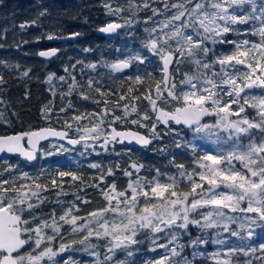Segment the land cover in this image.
<instances>
[{
  "label": "snow or ice",
  "instance_id": "snow-or-ice-1",
  "mask_svg": "<svg viewBox=\"0 0 264 264\" xmlns=\"http://www.w3.org/2000/svg\"><path fill=\"white\" fill-rule=\"evenodd\" d=\"M158 2L163 4V13L152 7L148 0H144L142 4V9H150L153 16L163 14L165 17L159 21L157 26L145 28L148 39L144 42V47L154 56L159 57L161 61L159 70L162 76L160 80L155 81V98L152 96L153 88L149 86L143 97L133 96L132 100L139 101L141 98L147 100L151 110L158 113L156 122L164 125L183 124L188 128H193L197 133L208 128H222L228 131L227 139L233 142L232 148L226 154H204L198 157L196 163L199 170L193 169L189 172L185 165L176 164L178 176H168L167 182H162L159 178L148 180L139 177L130 179L124 190H118L113 182L107 188L100 189L106 201L105 207L91 211L88 217L75 215L74 212L80 209L72 204L58 218L53 210L50 220H40L33 209L38 208L46 198H41L36 191L32 190L31 185H17L14 181L7 179L0 181V264H62L56 260V257L69 250L71 244L61 242L58 248H54L53 245L58 237L63 239L64 225L71 226L70 230L73 233L88 229L87 234L79 241L80 244H84L93 236L97 239L108 240V252L113 254L105 257L109 261L113 260L116 249L127 248L129 245L139 243L135 237L142 230L155 234L174 228L188 230L190 225L207 229L223 223L227 231L230 224L237 223L240 219L228 215V212L256 214L254 217L248 215L243 217L250 225L247 229V239L254 236L256 228H264V92L260 95L251 92L254 88L264 90V0L260 3L257 0H158ZM106 7L109 8L110 13L123 11V9H112L111 5H106ZM130 9L141 10V6L133 4L130 5ZM168 12H172V15L168 16ZM148 19L151 20V17ZM145 23L148 21L146 20ZM236 25H250V31L244 29L243 34L257 36L259 40L253 42L248 39L240 41L227 39L228 34L240 35L242 33L240 28L235 27ZM122 27L124 25L119 23H109L99 31L113 33ZM78 35L79 33L74 34V36ZM47 39L53 40L55 37L49 35ZM206 42L212 45L231 44L234 47L230 52L216 54ZM210 52L213 53L211 60L209 59ZM56 54L55 49L39 53L43 57ZM145 59L146 57L137 54L130 59L112 63L109 67L119 72L129 68L133 60H138L143 64ZM181 63L192 64L194 71L184 73V79L180 81V84L187 86V90L177 93L175 77L170 69L175 65V70H178ZM88 67L95 70L97 65L90 64ZM23 75L27 76L28 72H24ZM52 79V76L48 77L49 82ZM59 79L64 81L65 77ZM70 79L72 83L66 93L69 96L77 87L75 76L70 74ZM135 82L141 83L142 78L137 76ZM2 83L4 80L0 76V84ZM87 83L91 89L93 81L89 79ZM94 90L101 96L109 94L99 87ZM132 92L133 89L129 88L128 93ZM81 95L84 100L89 99L88 95L83 93ZM225 97L228 99L225 100ZM118 99L125 100L127 97L122 94ZM161 100L165 103L175 101L178 106L173 111H165L159 107L158 102ZM95 103L99 104L100 101L97 100ZM103 103L105 108L100 113H82L72 117L74 121L84 119L91 121L94 116H99V119L93 121L92 127L78 126L76 130L83 132L84 135L79 139L69 138V144H79L81 140L87 139H103L101 147L104 148L111 142L122 144L125 140L129 143L135 141L147 146L152 139H162L156 131V122L150 128L151 138L130 131L119 132L115 128H111L109 134L103 127L105 123L111 126L117 121L126 122L127 118L135 113L138 118L130 122L145 127L142 121L149 120L151 117L147 112L141 115L133 103L121 108L122 115H115L112 111V119L106 120L105 118L110 114L107 108L109 101L104 100ZM113 103L120 107L118 102ZM68 107H73L71 101H68ZM248 108L254 110V116L247 112ZM49 111V107L45 106V112ZM60 111L64 112L67 109L62 107ZM205 116L217 117L216 123L214 125L202 124L201 121ZM65 124L69 128L72 127L67 121ZM253 130H256L259 136ZM171 131L169 127V132ZM48 136L64 139L67 133L45 128L39 132L0 137V153H19L27 160H34L38 142ZM242 136L248 138V142L243 145L240 143ZM25 137H27L29 148H25L22 143ZM175 146L180 148L182 145L177 142ZM236 163H239V168L236 167ZM89 166L100 167L97 163ZM131 167L139 173L143 165L133 163ZM23 175L28 178L27 173ZM58 175L71 176L73 181L79 179L71 172H59ZM106 175L113 176V170L107 169ZM124 175L131 178L133 172L124 170ZM160 175L162 174L157 170V177ZM104 180L105 176L102 174L99 177V183L92 186L99 188ZM182 180L189 182V191L179 190ZM51 183L57 184L56 180H52ZM33 184L36 189L48 190L46 185H41L36 181H33ZM205 184L209 187L205 188ZM4 185H9V187L5 188ZM221 189L229 191L225 192ZM60 194L62 193H58ZM33 198L38 203H32ZM78 199L81 198L78 197ZM82 202L90 203L88 200H82ZM57 203H62V201L58 200ZM202 209L208 210L201 211ZM26 212L29 213L27 217ZM196 213L200 218L194 215ZM35 220H39V223L33 224ZM81 220L87 222L78 224ZM91 225H96V227H90ZM240 228L243 230L245 224L240 223ZM231 235L240 236V233L232 230ZM170 237L169 242H175L178 233L172 232ZM240 239L244 240L245 237L240 236ZM215 242L225 243L224 240ZM71 243L74 244L76 241ZM200 243H207V241H202L199 237L191 241L193 248ZM160 247L167 249L168 245L164 244ZM179 247L182 250L184 245H179ZM170 251L171 256L165 255L161 260L154 261L152 264H193V261L187 257L173 261L172 257H181V251H177L175 247ZM258 251L264 253V242L254 247L248 245L230 247L226 253V259H217L219 253L214 254L213 259L216 260V264H240V261H234L232 257L241 253L249 256ZM93 255L97 257L96 264H103L99 259V253H93ZM128 255L131 256L132 253L129 252ZM192 255L195 258L202 253L194 251ZM258 259H260V264H264V255ZM114 264H125V262L114 261ZM244 264H252V261L247 260Z\"/></svg>",
  "mask_w": 264,
  "mask_h": 264
},
{
  "label": "trees",
  "instance_id": "trees-1",
  "mask_svg": "<svg viewBox=\"0 0 264 264\" xmlns=\"http://www.w3.org/2000/svg\"><path fill=\"white\" fill-rule=\"evenodd\" d=\"M112 0H0V76L3 77L4 83L0 84V136L10 135L24 131H33L44 127H52L56 129L67 130L71 136L75 132L77 123L72 119L75 115L82 113H100L105 108L104 100H108L107 108L110 114L105 118L111 120V112L116 108L118 102L122 108L124 105L137 106L138 112L142 115L143 111L153 115L147 100L141 98L139 101H133V96H141L152 86L153 92L155 81L161 79L160 63L151 69V63L139 64L125 72L113 74L112 72H104L97 67V71L89 68L90 64H97L98 58L94 53H98L107 42L114 37L103 36L99 29L105 26L106 22L111 19L107 15L106 5ZM261 2V1H260ZM247 7V6H246ZM43 13V14H42ZM21 25H26L21 27ZM79 33V38L65 40L56 46L61 49L60 54L51 61H41L37 58L40 50L52 47V40H48L47 36L52 35L55 38L66 37ZM67 69V71H66ZM28 72L24 76V72ZM190 73V72H189ZM70 74L75 76L77 87L72 94L66 95L69 85L72 83ZM150 74V75H146ZM53 79L49 82L48 77ZM142 78L141 83H136V77ZM65 77L64 81L59 78ZM93 81V87H88V80ZM99 87L102 91L109 93L101 96L95 92V88ZM132 88L133 92L128 93V89ZM152 92V95H153ZM55 93V95H53ZM89 96L88 100H84L82 95ZM125 95L127 99L119 100L120 95ZM100 101L99 104L95 101ZM68 101H71L73 107H68ZM45 106L50 111L45 112ZM67 111L61 112V108ZM115 115H121L122 111H116ZM137 114H131L126 122L117 121L111 126L117 129H134L137 130V124L130 121L135 119ZM99 119V116L92 117V120L84 119L81 124L83 126L92 127L93 121ZM67 121L72 125L71 128L65 124ZM105 128L110 126L105 123ZM151 128V125H150ZM149 128V130H150ZM162 128L157 124L156 130ZM144 133L143 130H139ZM146 134V133H145ZM147 135H151L148 133ZM171 141V140H170ZM164 139V143H156L153 141L148 148L131 147L128 145H120L118 143H109L115 145V151L121 155V160L115 161L111 158V168L114 175L107 176L99 168H92L89 164H93L94 160L80 163L78 167L73 165L55 163L53 167L43 165L40 169L36 168V164H26L20 157H10L1 160L0 164V181L5 179L14 181L17 185L28 184L32 186V190L36 191L39 196H45L46 201L42 203L45 209L52 211V206L61 200L58 193L70 191L73 196L77 193L81 199H92L99 197L100 187L107 188L109 184L115 183L119 190L127 188L128 180L144 177L148 180L157 178V170L163 176L175 175L176 164H186V169H191V159L175 158L174 161L163 153L164 147L170 142ZM45 144L44 146H46ZM155 149V152H153ZM156 149L159 152H156ZM117 154V155H118ZM104 163V159H102ZM96 163V162H95ZM135 163L143 165L139 173L131 167ZM98 164V163H97ZM21 166L34 169V172L28 173V178L23 177ZM124 170L133 172L131 178L124 175ZM59 172H71L76 174L79 179L73 181L71 176L61 177ZM105 176L104 183H100V187L92 185L99 183V177ZM52 180H56L57 184L53 185ZM33 181L41 185L47 186V191L36 189ZM5 188L9 185H4ZM27 191V189H24ZM44 192H46L44 194ZM57 193V195H56ZM57 200V201H56ZM56 201V202H55ZM42 207V208H43ZM48 211V212H50ZM58 213V212H56ZM48 217H50L48 215ZM141 234L139 243L132 245L140 251L141 263L145 257L151 260L152 264L155 260L152 246L147 244L152 234ZM92 244L100 245V259L103 264H109L105 259V247L101 239L94 236L89 239ZM147 252V253H146ZM150 252L152 255L149 256ZM160 255L163 253L159 251ZM170 254V253H169ZM166 255V254H165ZM204 264H212L210 261H200Z\"/></svg>",
  "mask_w": 264,
  "mask_h": 264
},
{
  "label": "rangeland",
  "instance_id": "rangeland-1",
  "mask_svg": "<svg viewBox=\"0 0 264 264\" xmlns=\"http://www.w3.org/2000/svg\"><path fill=\"white\" fill-rule=\"evenodd\" d=\"M261 0H257L258 3H260ZM144 0H112L111 3L108 2L107 5H111L112 9H123V11H120L118 13H110V10L108 7H106L107 15L111 17L109 21L106 22L105 26H107L109 23H119L124 25L122 31L114 36L113 39H111L109 42H107L104 46H102L101 49H99L98 53H94L96 57L98 58L97 67H100L102 70L100 71L101 74H104V72H112L113 74L120 73L121 71H113L109 67L112 63L119 62L121 60L130 59L137 54H139L141 57H146L145 62L143 64L151 63V69L153 71V68L160 63L159 57L154 56L151 52L148 51L147 48L144 47V42L148 39V33L145 31V28H152L154 26H157L159 21L163 20L165 17L163 14L155 15L153 16L150 9H142V4ZM148 2L151 4L152 7L157 8L160 10L161 13L164 11V7L162 3L153 2V0H148ZM140 5L141 10H135L130 9V5ZM135 12V14H134ZM168 16L172 15V12L167 13ZM151 17V20L148 18ZM148 21V23H145V21ZM131 21V23H129ZM256 23V22H252ZM235 27H238L242 30V33L240 35H237L236 33L228 34L227 39L230 40H243L248 39L253 42H257L259 40V37L252 36L250 34L244 35L243 30L249 29L250 31V25H236ZM207 46L209 48H212L215 50L216 54H222L230 52L233 49V45L231 44H216L212 45L210 42H206ZM213 58V53H209V59L211 60ZM141 64L138 60H133L131 63V66L129 69L134 68ZM102 65H108V66H102ZM218 67V66H217ZM171 72L175 77V81L177 84L176 91L177 93H180L181 91L187 90V86L181 85L180 81L184 79V73H192L194 71V66L190 63H181L179 65V69L175 70V65H173V68H171ZM97 68L93 70V72H96ZM162 74V73H161ZM163 87V85H161ZM251 92L255 95H260L264 90H261L259 88H254L251 90ZM155 91L153 92V98H155ZM166 95V93H165ZM228 98L225 97V100ZM159 106L167 111H173L175 107L178 106V104L175 101H170L169 103H165L163 100L159 101ZM150 106V105H149ZM233 107H236L233 105ZM151 108V107H150ZM121 111V107L114 108V112ZM148 111H143L142 115ZM247 112L250 115H255V112L253 109L248 108ZM122 115V114H121ZM149 115V114H148ZM76 116V115H75ZM151 119L142 121L145 127L137 126V131L143 130L144 134L150 133L152 137V133L149 130L150 125H152L154 122H156L155 119V112H153V115H149ZM138 117H135L137 119ZM232 119H236V117H232ZM217 121V118L208 120L206 122H203L202 124H210L214 125ZM83 121H75L78 126H83L85 124H81ZM93 124V122L91 123ZM158 124V122H156ZM105 128V126H103ZM169 127H171L172 131L169 132ZM77 129V127H75ZM75 129L74 134H72V137L75 139H79L81 136L84 135L83 132H78ZM107 129L108 133L109 128ZM161 130H156L162 139H154L156 143L163 144L164 139L166 141H170L166 147H164L163 154L170 157L173 161L175 158H181L183 161L185 159L190 158L191 159V169L189 172H191L193 169H197V159L200 156H203L204 154L209 155H221L226 154L233 146V142L229 141L227 139L229 133L228 131L222 129V128H208L204 131H201L199 133L195 132L192 129L186 130L182 127H176L174 124H171L170 126H167L165 128H160ZM256 132V130H253ZM256 135L259 136V133L256 132ZM179 142L182 146L180 148H177L175 145ZM248 142L247 137H241L240 143L246 144ZM103 143V139L101 140H93V139H87V140H81L80 147L77 150H73L71 147L61 143V142H49L46 146H43L41 149V152L39 154V158L37 162L35 163L37 166L34 169H40L45 165L48 167H53L55 163H63L68 165H73L74 167H78L80 163L87 162L90 159H97L94 160V163H98L101 166V171L107 173V169L111 168V158H114L115 161L121 160L119 152L113 150L115 149V145H107L106 148L101 147V144ZM87 145V146H86ZM153 152H155V149H153ZM156 152H159L156 149ZM118 154V155H117ZM102 159H104V163H102ZM6 160V159H5ZM90 165V164H89ZM185 168H186V164ZM0 164V168H1ZM236 167L239 168V163H236ZM34 169H30L25 166H21L20 170H22V174L24 173H32L34 172ZM112 169V168H111ZM113 170V169H112ZM177 173L175 174L178 176V169L176 168ZM171 176V175H168ZM157 177L162 182H167V177ZM24 177V175H23ZM128 177V176H127ZM198 179V178H197ZM129 183V180H128ZM110 185V184H109ZM209 186L205 184V188H208ZM103 187H100L102 189ZM118 189V187H117ZM126 189V188H125ZM119 190V189H118ZM179 190L182 191H189V182L186 180H182L180 183ZM225 192L229 191L228 189H221ZM34 191V190H33ZM199 191V190H198ZM46 192H44L45 194ZM14 195V194H13ZM57 195V193H56ZM90 199H78L77 193H75V196L71 194L70 191H64V193L60 194L59 197L61 198L62 203H56L52 206V211L45 209L40 203L38 208L33 209V211L37 214L40 220H50L51 214L53 210L55 211L56 217L58 218L60 215L63 214L64 210L70 207L72 204H75L79 207L80 211L74 212L75 215L81 216V217H88V214L91 211H95L98 209H102L106 205V201L104 200L101 193L99 194V197H95ZM41 198H46L45 196H41ZM82 200H88L90 203H83ZM46 199H44L43 202H45ZM57 201V200H56ZM55 201V202H56ZM32 203H38V201L33 198ZM246 206V205H245ZM43 207V208H42ZM208 209H202L201 211H207ZM50 211V212H48ZM227 211V210H226ZM58 212V213H56ZM228 215L239 217L237 223H232L229 225V230H225L223 227V223H221L217 227L213 228H199L194 225H190L188 230L183 229H168L165 232L161 233H153V236L149 237L147 244L149 246H152L153 255H155V261L161 260L165 254L168 256H171L170 249L175 247L177 248V251H181V257H172L173 261L181 260L182 257H187V259L192 260L193 264H202L200 261H210L212 264H216V260L213 259L214 254L219 253V257L217 259H226V253H228V250L230 247H241L244 245L248 246H258L261 242H264V228H256L255 234L251 239H247V229L250 227L248 225V222L243 219V217L246 214H241L239 212L237 213H231L228 212ZM48 215L50 217H48ZM199 217V214H194ZM25 216H29V213H25ZM250 216V215H248ZM255 215H253L254 217ZM215 219V217H214ZM86 220L78 221V224H84L86 223ZM39 223V220L33 221V224ZM240 223L245 224V228L242 230L240 228ZM90 227L95 228L96 225H91ZM71 226L64 225L62 228V236L57 238V241L53 245L54 248H58L59 243L63 242L65 244H71V247L69 250L65 251L64 253H61L59 256L56 257L57 261L67 262V264H96L97 257L93 255V253H99V259H100V245L92 244L91 241L87 240L84 242V244H80L79 241L87 234L88 229H84L81 232H71ZM235 230L240 233V236L245 237L244 240L240 239V236H232L231 231ZM50 232V230H49ZM175 232L178 233V237L175 240V242L170 243V233ZM150 235L152 234L151 231L148 230H142L135 239H140L142 236L141 234ZM144 235V236H145ZM148 235V236H149ZM200 238L202 241L206 240L207 243H200L196 248H193L191 245V241L195 240L196 238ZM102 244L105 247L106 253L105 257L109 255H113L112 253L108 252V246L109 242L106 239H101ZM218 240H224V244L216 243L215 241ZM72 241H76V243L72 244ZM167 244L168 248H162L160 245ZM92 245H95V247H92ZM179 245H184L183 249L179 247ZM85 248H87V251H85ZM144 248L143 245L138 247V250L134 249L132 245H129L127 248H120L115 250V255L113 256V260L109 261V264H114V261H124L125 264H139L141 263V257L139 256L140 251ZM159 251L163 253V256L158 257L160 255ZM199 252L202 253V255H199L195 258H193L192 253L193 252ZM131 252L132 255L129 256L128 253ZM147 253V252H146ZM170 253V254H169ZM152 255V252H150L149 256ZM264 255V253L257 252L255 254H251L249 256H244L242 253L238 256L232 257L234 261H240V264H244L245 261L251 260L252 264H260V259L258 257ZM101 260V259H100ZM144 262L151 263L150 259H147L145 257ZM204 264V263H203Z\"/></svg>",
  "mask_w": 264,
  "mask_h": 264
},
{
  "label": "water",
  "instance_id": "water-1",
  "mask_svg": "<svg viewBox=\"0 0 264 264\" xmlns=\"http://www.w3.org/2000/svg\"><path fill=\"white\" fill-rule=\"evenodd\" d=\"M25 26H26V25H25ZM103 27H105V26H103ZM122 29H123V27L120 28V29H118V30H116V31L113 32V33H103V32H100V33H101L103 36H116L117 34H119V33L122 31ZM79 36H80V34H79L78 36L70 35V36H66V37H59V38L53 39V40H52V44H53L54 46H52V47H50V48H46V49H42V50H40V51L38 52V54H37V58H38L39 60H41V61H51V60L55 59V58L60 54V52H61L60 48H58L57 46H55L56 44L61 43V42L65 41V40H72V39H75V38H79ZM53 49L57 50V54H56L55 56H51V57H43V56H40V55H39V53H40L41 51H50V50H53ZM129 68H130V67H129ZM129 68L123 69L122 71H126V70H128ZM170 71H171V69H170ZM252 90H253V89H252ZM159 107H160V106H159ZM164 110H165V109H164ZM165 111H167V110H165ZM157 114H158V113H155V119H156ZM215 118H217V117H215V116H205V117H203L201 123H202V122H205V121H207V120H210V119H215ZM160 124H161L162 126H166V125H164V124H162V123H160ZM175 125H176V124H175ZM176 126H181V127H185L186 129H191V128H188L186 125H183V124H181V125H176ZM45 128H50V127H44V128H40V129H37V130L29 131V132H39V131H41L42 129H45ZM111 128H115L116 131H119V132H129V131H130V132L138 133V134H140V135H142V136H145V137L151 138V137L145 135L144 133H142V132H140V131H136V130H133V129L121 130V129H117V128L114 127V126H110V127H109V131H110L109 134L111 133ZM52 129H54V130H56V131H60V132H66V133H67V137L64 138V139H61V138L56 137V136H48L46 139L40 140V141L38 142V145H37V151L35 152L36 159H34V160H27V159H25L23 156H21L19 153H7V152H5V153H0V160H2V159H6V158H9V157L20 156V158H21L23 161H25L26 163H28V164H33V163H35V162L37 161V159H38V155H39V153H40V151H41L42 146H43L44 144H46L47 142H50V141H58V142H62V143H64L65 145L71 147V148L74 149V150L79 149V147H80V143H79V144H75V145H73V144H69V143H68V139H69V138H71V139H75V138H72V137L70 136V133H69L68 131H66V130H64V129H56V128H52ZM29 132L24 131V132H19V133H13V134H10V135H3V136H0V137H8V136L22 135V134H24V133H29ZM152 141H153V140H152ZM22 143H23V145H24L25 148H29V145H28V143H27V137H25V139H24V141H22ZM111 143H115V142H111ZM125 143L128 144V145H130V146H132V147H149V146L152 144V142H151V143L148 144L147 146H143V145H141V144L136 143L135 141H132L131 143H129L127 140H125L124 143H122V144L119 143V144H120V145H123V144H125ZM251 214H252V213H251Z\"/></svg>",
  "mask_w": 264,
  "mask_h": 264
},
{
  "label": "flooded vegetation",
  "instance_id": "flooded-vegetation-1",
  "mask_svg": "<svg viewBox=\"0 0 264 264\" xmlns=\"http://www.w3.org/2000/svg\"><path fill=\"white\" fill-rule=\"evenodd\" d=\"M242 214V213H241ZM253 215H256L255 213H253L252 215H250V216H253Z\"/></svg>",
  "mask_w": 264,
  "mask_h": 264
}]
</instances>
